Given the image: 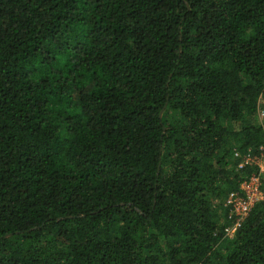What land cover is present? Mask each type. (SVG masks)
<instances>
[{
	"label": "trees",
	"instance_id": "trees-1",
	"mask_svg": "<svg viewBox=\"0 0 264 264\" xmlns=\"http://www.w3.org/2000/svg\"><path fill=\"white\" fill-rule=\"evenodd\" d=\"M262 105L264 0H0V264H264Z\"/></svg>",
	"mask_w": 264,
	"mask_h": 264
},
{
	"label": "built area",
	"instance_id": "built-area-1",
	"mask_svg": "<svg viewBox=\"0 0 264 264\" xmlns=\"http://www.w3.org/2000/svg\"><path fill=\"white\" fill-rule=\"evenodd\" d=\"M244 158L246 163L256 164L259 171L257 174H254L249 181L243 183V194L232 192L229 195L226 204L232 207L231 213L236 215L237 218L235 223L226 229L228 235H233L254 204L264 199V190L262 189L264 181V148L261 154H247Z\"/></svg>",
	"mask_w": 264,
	"mask_h": 264
},
{
	"label": "rangeland",
	"instance_id": "rangeland-1",
	"mask_svg": "<svg viewBox=\"0 0 264 264\" xmlns=\"http://www.w3.org/2000/svg\"><path fill=\"white\" fill-rule=\"evenodd\" d=\"M263 105H262V107H261V110L263 109ZM262 112H264V109L261 111V114H260V116L258 117L259 119H262L263 118V114H262ZM262 115V116H261ZM262 117V118H261ZM264 182V181H263Z\"/></svg>",
	"mask_w": 264,
	"mask_h": 264
}]
</instances>
